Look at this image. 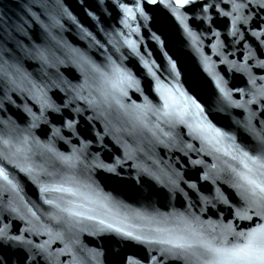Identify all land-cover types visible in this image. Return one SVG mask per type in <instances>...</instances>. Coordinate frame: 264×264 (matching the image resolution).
I'll use <instances>...</instances> for the list:
<instances>
[{
  "label": "water",
  "instance_id": "obj_1",
  "mask_svg": "<svg viewBox=\"0 0 264 264\" xmlns=\"http://www.w3.org/2000/svg\"><path fill=\"white\" fill-rule=\"evenodd\" d=\"M261 188L264 0H0L5 264H243Z\"/></svg>",
  "mask_w": 264,
  "mask_h": 264
},
{
  "label": "snow or ice",
  "instance_id": "obj_2",
  "mask_svg": "<svg viewBox=\"0 0 264 264\" xmlns=\"http://www.w3.org/2000/svg\"><path fill=\"white\" fill-rule=\"evenodd\" d=\"M155 2V0H153ZM189 0H176L177 5L183 6L187 4ZM264 192V188L260 189ZM252 235H249L248 242L241 245L236 246L230 249V253L232 256L236 257L237 259L241 260L243 264H264V245L259 247H255L252 243ZM14 239H19L18 237ZM7 257H4L0 254V264H5ZM10 264V262H9Z\"/></svg>",
  "mask_w": 264,
  "mask_h": 264
}]
</instances>
